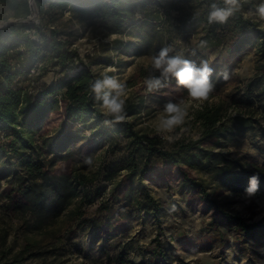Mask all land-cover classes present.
<instances>
[{"label":"trees","instance_id":"obj_1","mask_svg":"<svg viewBox=\"0 0 264 264\" xmlns=\"http://www.w3.org/2000/svg\"><path fill=\"white\" fill-rule=\"evenodd\" d=\"M35 2L38 24L23 22L31 13L28 0H0V22H4L0 28V264H66L63 241L76 229L88 232L91 242L108 241L133 215L149 218L159 227L165 205L146 184L153 177L168 197L174 195V185L187 206L210 213L203 235L207 243L225 239L218 219L228 233L241 234L245 240L262 231L264 219L248 223L223 208L220 199L224 194L244 193L253 174L260 178L259 191H264V166L233 158L223 150L248 131L264 135V26L260 21L238 14L227 24L209 25L206 5L214 0ZM65 13L84 29L117 38L101 43L100 54L85 63L67 41L60 40L63 33L53 26ZM189 26L199 30L197 44L207 41L203 50L222 46L230 55L255 48L253 76L229 100L206 103L203 111H195L200 126L197 139L168 144L137 128L147 110L142 88L136 85L143 87L148 71L139 66L127 80L128 88H133L126 105L128 119L105 126L85 91L98 76L93 67L118 61L114 65L121 69L122 55L147 57L166 41L170 44L173 27L185 31ZM47 61L59 68L60 76L46 84L40 80ZM34 68L37 74L31 75ZM180 89L172 81L165 94L151 95L165 104L175 101ZM231 108L238 112H230ZM76 144L85 157L105 147L96 170L74 160ZM174 206L171 201L170 208ZM70 221L73 226L64 228L62 224ZM16 231H21L20 243ZM129 249L123 245L114 255L105 253L106 264H170L171 257L173 264H184L159 236L147 249V262L127 260Z\"/></svg>","mask_w":264,"mask_h":264},{"label":"rangeland","instance_id":"obj_2","mask_svg":"<svg viewBox=\"0 0 264 264\" xmlns=\"http://www.w3.org/2000/svg\"><path fill=\"white\" fill-rule=\"evenodd\" d=\"M252 2L257 3L258 0H252ZM260 23L264 26V21H260ZM0 24H4V22ZM53 26L63 33L59 37L60 40L67 41L69 48L75 50L83 61H87V58H91L94 54H100L101 43L106 44L113 40L110 39L112 36H103L99 31L84 29L75 21H71L68 13L59 18ZM172 33L174 35L170 44H168L169 41H166V44L171 45L176 51L184 53L187 58L195 60L197 63L204 59L208 60L210 66L215 70L212 77L215 90L204 104L229 100L238 92L242 84L253 76L256 60L255 48L245 47L236 54L228 55L222 46L204 50L199 48L197 40L200 33L196 27L189 26L185 31L182 29L177 31L176 27H173ZM97 45L98 47H96ZM89 46H91V51H85L82 58L81 50L88 49ZM193 50L195 55L191 54ZM110 55L112 56V53ZM147 57L135 58L122 55L120 58L124 64L121 69H117L116 74L127 81L137 67L141 66L148 69ZM44 66V75L48 73L52 79L49 80L50 76L42 77L40 82L47 84L56 81L60 76L59 68L53 67L52 63L48 61ZM103 69L96 66L92 70L99 75ZM225 71L229 74L227 80L223 79L222 75ZM136 86L142 88L141 92L145 97V106L147 107L145 113L141 114L138 119L137 128L157 135L154 131V121L164 104L159 103L151 94L145 96L142 85ZM180 90L181 94L176 100L187 97V91L183 92L182 88ZM132 91L133 88L129 87V94ZM195 111L194 108L190 109V115L193 118L187 121L185 127L188 128V132L183 134L181 138L195 140L199 137L200 126L195 120ZM229 111L238 112L236 108H231ZM78 146V144L73 146L75 150L74 160L84 163L85 159L90 157L93 163L88 165V168L96 170L100 158L103 159L105 147L97 154L85 157L79 154ZM223 150L229 151L233 158H244L251 164L264 166V135L257 130L241 134ZM146 184L154 190L155 196L159 197L165 205V213L160 226L155 225L154 221L149 218L133 215L131 219H127L126 227L114 233L115 235L110 240L99 239L94 242L90 241L88 232L76 229L74 234L68 236L69 239L64 238L63 241L66 264H106L105 253L114 255L123 245L127 249L130 248L128 255H126L127 260L147 262L149 259L147 249L156 236H159L166 244H170L173 249L172 253L175 252L184 264H264V228L245 240L241 234L228 233L225 224L218 219L219 228L226 232L223 234L225 239L224 241L211 240L207 243V238L203 235L204 227L210 220V213L202 211L200 206L193 208L187 206L174 185L172 187L174 195L168 197L164 188L158 185L157 178L153 177V181L146 182ZM243 194H224L220 198L223 208L246 219L248 223L259 222L264 219V191H258L250 200H246ZM171 201L175 203L174 209L170 208ZM91 208L94 209L95 206L93 205ZM70 222H65L62 225L64 228H67L68 225L73 226L72 221ZM15 233L16 242L20 243L21 231ZM13 237L11 235L8 244H11ZM31 238L33 239L35 236ZM201 241L203 246L200 245ZM79 248L81 249L80 253L78 252ZM170 260V264L175 261L173 257Z\"/></svg>","mask_w":264,"mask_h":264},{"label":"clouds","instance_id":"obj_3","mask_svg":"<svg viewBox=\"0 0 264 264\" xmlns=\"http://www.w3.org/2000/svg\"><path fill=\"white\" fill-rule=\"evenodd\" d=\"M247 10L245 11V6ZM207 23L227 24L230 18L242 14L245 19L256 17L264 21V0L253 3L252 0H219L206 5ZM197 16L199 13L196 14ZM116 36L110 39H116ZM195 43V41H193ZM197 46L207 47V41L201 39ZM88 49L81 50V56ZM192 55H195L193 50ZM148 75L143 79L145 96L149 94H165L172 81L187 91L186 98L179 100H169L163 105L154 121L155 133L168 144H174L181 139L183 134L188 132L185 127L187 121L193 118L190 109L203 111L204 103L209 100L215 90L213 75L215 70L210 66L208 60L204 59L197 63L188 59L182 52L176 51L171 45L165 44L158 51L151 53L148 57ZM118 61H114V64ZM87 63V61H85ZM113 65L106 66L103 71L89 81L85 91L92 99L94 106L103 117L102 123L105 126H112L125 122L128 119L126 105L129 99V88L127 81L121 79L117 73V68ZM223 79H229V74L225 71ZM87 165H92V159L86 158ZM260 178L253 174L249 177L248 186L244 190V198L250 200L259 191Z\"/></svg>","mask_w":264,"mask_h":264},{"label":"built area","instance_id":"obj_4","mask_svg":"<svg viewBox=\"0 0 264 264\" xmlns=\"http://www.w3.org/2000/svg\"><path fill=\"white\" fill-rule=\"evenodd\" d=\"M36 0H28V4H29V7H30V15L25 19L23 20V22H33V23H36L38 24L39 23V12H38V9H37V6H36ZM1 23V22H0ZM4 24H0V26H2ZM98 47V45L96 46ZM30 74L32 75H36L37 72H36V68H34L33 70L30 71Z\"/></svg>","mask_w":264,"mask_h":264},{"label":"crops","instance_id":"obj_5","mask_svg":"<svg viewBox=\"0 0 264 264\" xmlns=\"http://www.w3.org/2000/svg\"><path fill=\"white\" fill-rule=\"evenodd\" d=\"M44 75V74H43ZM50 75L47 73L46 75H44L43 77H49ZM52 79V77H49V80Z\"/></svg>","mask_w":264,"mask_h":264},{"label":"water","instance_id":"obj_6","mask_svg":"<svg viewBox=\"0 0 264 264\" xmlns=\"http://www.w3.org/2000/svg\"><path fill=\"white\" fill-rule=\"evenodd\" d=\"M2 26H3V25H2ZM2 26H0V28H1Z\"/></svg>","mask_w":264,"mask_h":264}]
</instances>
